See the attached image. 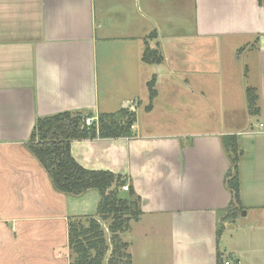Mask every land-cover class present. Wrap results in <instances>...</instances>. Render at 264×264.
Instances as JSON below:
<instances>
[{
	"label": "crops",
	"instance_id": "0c3cea01",
	"mask_svg": "<svg viewBox=\"0 0 264 264\" xmlns=\"http://www.w3.org/2000/svg\"><path fill=\"white\" fill-rule=\"evenodd\" d=\"M148 46L162 63L143 62ZM123 109L131 138L73 141L71 154L140 197L121 234L133 264H264V0H0V264H70L69 218L100 202L55 190L28 146L37 121ZM226 135L243 151L234 218Z\"/></svg>",
	"mask_w": 264,
	"mask_h": 264
},
{
	"label": "trees",
	"instance_id": "16d2710c",
	"mask_svg": "<svg viewBox=\"0 0 264 264\" xmlns=\"http://www.w3.org/2000/svg\"><path fill=\"white\" fill-rule=\"evenodd\" d=\"M261 2V1H260ZM146 64H160L164 57L159 50L147 47L143 58ZM150 105L156 98L155 79L148 83ZM248 112L260 115L256 89L247 88ZM84 117L63 113L45 117L37 121L28 146L49 175L59 193L79 197L89 191H97L100 202L95 216L71 217L68 223L70 264H133L129 244L121 234L128 231L133 222L142 215L141 199L130 186V191H122L128 184L125 177L109 171H91L83 168L71 154L73 141L87 139L131 138L136 114L123 109L117 113L99 115V125L88 127ZM91 116V115H90ZM223 145L230 159L231 167L226 177V185L232 193V202L226 211L229 218L236 217L243 205L240 196L239 165L243 151L236 135L223 137ZM224 227L218 229V241ZM218 264H224L221 256Z\"/></svg>",
	"mask_w": 264,
	"mask_h": 264
},
{
	"label": "built area",
	"instance_id": "2783aa9c",
	"mask_svg": "<svg viewBox=\"0 0 264 264\" xmlns=\"http://www.w3.org/2000/svg\"><path fill=\"white\" fill-rule=\"evenodd\" d=\"M96 125V127H98L99 125V117H86L85 119V125L88 127H91L92 125ZM122 191L124 192H128L130 191V185L126 184L125 186L122 187ZM224 264H234L231 261L225 260Z\"/></svg>",
	"mask_w": 264,
	"mask_h": 264
},
{
	"label": "water",
	"instance_id": "95a60500",
	"mask_svg": "<svg viewBox=\"0 0 264 264\" xmlns=\"http://www.w3.org/2000/svg\"><path fill=\"white\" fill-rule=\"evenodd\" d=\"M82 117H84V115H81Z\"/></svg>",
	"mask_w": 264,
	"mask_h": 264
}]
</instances>
